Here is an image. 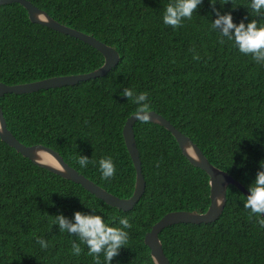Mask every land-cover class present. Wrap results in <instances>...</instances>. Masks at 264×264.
<instances>
[{
	"label": "trees",
	"instance_id": "16d2710c",
	"mask_svg": "<svg viewBox=\"0 0 264 264\" xmlns=\"http://www.w3.org/2000/svg\"><path fill=\"white\" fill-rule=\"evenodd\" d=\"M29 1L58 22L114 47L120 62L102 77L2 97L7 126L21 143L54 149L100 187L130 198L136 169L123 128L136 106L120 93L132 87L149 93L146 111L168 119L248 190L264 160V65L220 42L211 30L216 12L209 0L175 29L162 22L168 0ZM214 2L221 14L231 11L236 23L253 19L248 0ZM255 19L264 21V13ZM104 61L79 39L32 23L20 4L0 6V82L18 85L89 73ZM134 132L146 191L130 211L36 165L0 138V264H96L85 245L79 255L71 251L75 236L59 231L53 217L89 213V206L115 226L122 216L132 225L111 264H155L145 244L147 233L169 212H206L210 178L189 162L165 127L138 120ZM79 154L97 163L81 168ZM107 156L116 173L103 179L98 160ZM244 196L231 185L217 221L165 228L160 240L170 263L264 264V228L243 207ZM37 237L48 240L49 248L42 250Z\"/></svg>",
	"mask_w": 264,
	"mask_h": 264
},
{
	"label": "water",
	"instance_id": "95a60500",
	"mask_svg": "<svg viewBox=\"0 0 264 264\" xmlns=\"http://www.w3.org/2000/svg\"><path fill=\"white\" fill-rule=\"evenodd\" d=\"M11 3H18L23 6L27 10L29 19L32 23L46 26L54 31L79 39L80 41L96 48L104 56L105 61L100 68L89 73L52 77L18 85H8L0 82V100L7 94L33 93L40 90L71 86L82 81H88L102 77L119 64L120 54L114 47L105 44L93 36L87 35L79 30L58 22L46 11L40 9L29 0H0V6ZM146 112L150 113V119L147 121L159 124L170 131L176 138L183 155L192 165L204 170L210 178L211 204L206 212H169L152 227L151 231L147 233L145 237V244L150 248L151 256L155 264H171L164 252L163 244L160 240V233L165 228L180 223L202 224L215 222L219 219L227 204L229 186L234 185L246 196L248 195V190L232 175L214 166L205 156L201 148L196 143H194L189 136L177 129L168 119L153 110ZM134 115L135 113L127 119L123 128L125 143L136 169L135 190L130 198L117 197L104 188L100 187L92 180L81 174L78 170L70 166L54 149L40 144L27 146L21 143L9 130L1 105L0 138L36 165L81 185L85 190L112 207H116L123 211H130L137 205L146 191V179L144 177L140 151L137 147L136 135L134 132L135 123L141 119H137L134 117ZM46 157L50 158L55 165L46 161Z\"/></svg>",
	"mask_w": 264,
	"mask_h": 264
},
{
	"label": "clouds",
	"instance_id": "9594fccd",
	"mask_svg": "<svg viewBox=\"0 0 264 264\" xmlns=\"http://www.w3.org/2000/svg\"><path fill=\"white\" fill-rule=\"evenodd\" d=\"M231 2V0H229ZM227 2V3H229ZM203 0H168L164 6L162 22L173 29L181 27L185 20L191 19L193 14L202 5ZM210 6L216 12L215 18L211 19V30L218 34L221 43L229 42L241 54L249 55L258 65H264V21L255 17L264 13V0H248V15L253 17L239 23L234 22L232 12L221 14L215 9L217 2L209 0ZM226 4V3H224ZM233 9L235 7L233 6ZM194 59H199L195 54ZM136 106L134 117L147 121L150 113L146 112L149 107V93L137 92L132 87H124L120 93ZM77 163L81 168H87L89 163H97L87 156L79 154ZM99 171L103 179H109L116 173V166L110 156L102 157L98 160ZM248 195L244 196L243 207L249 211L250 216H254L258 224L264 228V160L260 161L259 169L254 181L247 186ZM89 213L76 211L71 218L62 213L54 217V224L59 231L66 232L76 239L72 241L71 251L79 255L82 252L81 245H85L89 256L93 257L96 264H100L101 256L104 264H111L120 250L129 239L127 229L132 225L127 216L119 218V226L109 221L103 214L95 211L91 206ZM42 250L49 248V241L43 237L36 238Z\"/></svg>",
	"mask_w": 264,
	"mask_h": 264
},
{
	"label": "bare ground",
	"instance_id": "6f19581e",
	"mask_svg": "<svg viewBox=\"0 0 264 264\" xmlns=\"http://www.w3.org/2000/svg\"><path fill=\"white\" fill-rule=\"evenodd\" d=\"M45 160L48 161V162H50V163H52V164H54V162L50 158H48V157H46Z\"/></svg>",
	"mask_w": 264,
	"mask_h": 264
}]
</instances>
